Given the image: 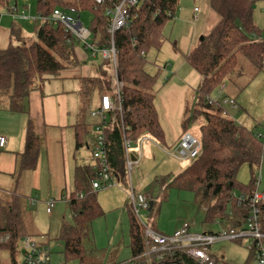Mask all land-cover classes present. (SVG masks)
<instances>
[{
  "label": "trees",
  "instance_id": "16d2710c",
  "mask_svg": "<svg viewBox=\"0 0 264 264\" xmlns=\"http://www.w3.org/2000/svg\"><path fill=\"white\" fill-rule=\"evenodd\" d=\"M23 1L0 0V9L27 7L22 5ZM121 1L105 0L103 5H99L96 0H36V14L48 17L57 9H75L80 14L90 13L92 19L88 29L91 40L99 48L107 49L111 46L107 11ZM260 1L263 0H211V7L220 21L209 36L203 37V42L200 40L187 58V63L203 78L200 98L205 110L215 109L209 106L207 97L214 96L220 85H227L239 78L244 68L255 69L257 75L263 72L264 41L251 39V36L262 37V32L253 20L255 6ZM180 2L181 0H140L130 10L127 27L115 35L118 74L125 84L122 92L123 113L108 114L105 151L110 167L121 179L125 176L124 138L136 145L146 134L159 141L164 139L153 94L158 75L152 76L146 69L149 54L152 51L160 52L165 44L164 29L177 17ZM35 30L37 40L28 43L29 35L23 33L22 28H16L12 22L11 45L0 50V97H9L10 104L6 108L10 112L28 113L25 101L32 92L43 89L52 78L81 65L77 54L81 46L73 35L66 32L64 26L38 21L35 23ZM145 54L146 57H143ZM246 61L249 65L243 64ZM110 65L109 61H102V65L98 66L101 76L96 80L87 79L85 84L92 85L88 94L95 87L101 95L111 90L105 82L106 79L109 80ZM213 113H194L195 119L198 116L205 118L201 127V155L169 186L178 191L193 193L197 201L206 207V223L222 221L238 226L248 209L245 206L237 207L232 195L233 192H238L250 200L258 192L260 180L256 171L260 169L264 158V139L258 138L256 133L243 124L227 120L222 116V109ZM95 125L96 123L90 126L82 122L76 126L77 152L88 147L91 149L88 138ZM187 131L188 127L184 129V133ZM40 147L41 140L30 120L24 151L18 155L19 172L37 170ZM245 164L251 169V180L247 186L237 179L240 168ZM96 179L97 175L91 165L78 166L75 170L73 191L67 196L73 222L64 225L61 236L64 264H100L87 255L84 247V240L90 236L92 223L104 215L97 200L98 192L92 190V182ZM80 195L83 197L80 198ZM7 196L8 194L0 191V249L9 252L11 264H18V257L22 253L21 242L28 234L19 198L15 195H11V198ZM262 215L264 218V206ZM129 224L131 261L135 264H149L145 258L148 251L145 229L132 208L129 209ZM6 237L8 239L4 240ZM151 258V264H198L194 258L178 249L157 253Z\"/></svg>",
  "mask_w": 264,
  "mask_h": 264
},
{
  "label": "rangeland",
  "instance_id": "374dc122",
  "mask_svg": "<svg viewBox=\"0 0 264 264\" xmlns=\"http://www.w3.org/2000/svg\"><path fill=\"white\" fill-rule=\"evenodd\" d=\"M22 5L31 7V13L27 14L28 17L37 18L36 0H24ZM91 19L92 14H81L82 23L87 28ZM253 20L262 32V37L251 36V39L264 41V0L255 6ZM219 21L220 17L211 7V0H181L177 17L173 22L168 23L164 29L165 44L160 52L152 51L148 58L147 72L152 76L158 75L153 94L155 95V105L164 132V139L159 141L152 135L145 136L149 138V141L143 146L144 158L141 163L136 164L131 182L135 194H146L155 204V209L152 212H142L143 221L150 226H157L162 232H171V235L184 225H190L192 232L198 234L211 230H213L212 232H219L229 228L227 225L206 223V207L197 201L195 195L191 192L178 191L169 186L192 163V161H181L175 156L184 129L188 127L193 136L202 142L201 127L205 123L204 116H198L196 119L194 117L195 112L204 110L200 98L203 78L187 63V58L192 49L199 45L201 38L209 36ZM20 27L23 33L29 35L28 43L37 40L35 25L31 21L20 22ZM11 29V19L3 17L0 21V50L11 45ZM12 43H16V41H12ZM242 61L245 60L242 59ZM98 62H101V58L92 59L89 64L95 65ZM243 64H248V62ZM100 73L101 70L98 69V77L101 76ZM96 79L93 78L92 80ZM59 82L66 88H70L71 84L78 81L70 78ZM105 82L111 87V90L106 91V94L112 95L115 92V78H113L110 68L109 80L106 79ZM45 86L48 87V84L46 83ZM57 86L58 84L53 82V88L56 89ZM84 86L87 90L83 88L81 93L69 94L71 98H74V106H79V113H82L84 117L87 116V122H91L88 112L99 107L101 93L95 87L88 94V89L92 85L87 83ZM226 86H228L226 96L236 101L235 108L227 107V111L234 117L235 121L242 123L244 127L256 134L264 133V69L257 75L255 69L244 68L240 77L233 82H228ZM53 88L51 89L53 90ZM9 104V97H0V111L8 107ZM73 113L76 114L75 107ZM1 118L2 114L0 113V123L2 122ZM2 125L4 124L2 123ZM25 130H27V126ZM13 131L16 134L17 128L15 127ZM44 144L45 142L41 149L44 161L38 180L36 181L34 176L26 178L27 186L22 189L23 194L20 191H5L3 193L8 194V198H11V195L19 198L26 233L41 239L53 248V264H64L61 236L64 225L66 223L72 224L73 215L69 210L68 202L63 200L69 195L68 191L66 190L62 196L59 195L60 193H53L55 189L51 184L52 180L47 164L48 156L58 155L55 154V148L60 149L59 143L46 140V151L43 149ZM97 144L98 140L92 136L90 137L91 149H81L77 159L81 160L82 165L85 162L94 161L91 151L95 149ZM18 146L19 150L24 148L21 135L17 139H13L11 148L16 151ZM133 148L136 150L138 146L134 144ZM49 150L52 152L47 155ZM3 151L11 153L9 149ZM70 160L73 163V159L70 158ZM256 174L260 180L258 192L264 194V158ZM237 179L242 185L247 186L250 183L251 169L248 164L240 168ZM97 192V200L104 211V215L92 223L90 236L84 240L87 255L100 264H135L131 261L132 251L129 232L131 188L128 179L125 177L117 187L106 188ZM35 197H37V202L31 203V199ZM50 200H55L57 204L52 213L48 214L46 202ZM147 250L145 258L151 264V257L154 254H149V247ZM212 254L218 264H254L246 249L245 240L241 242H218L212 247ZM0 264H11L10 254L7 250L0 249ZM18 264H23L22 253L18 257Z\"/></svg>",
  "mask_w": 264,
  "mask_h": 264
},
{
  "label": "built area",
  "instance_id": "2783aa9c",
  "mask_svg": "<svg viewBox=\"0 0 264 264\" xmlns=\"http://www.w3.org/2000/svg\"><path fill=\"white\" fill-rule=\"evenodd\" d=\"M97 4L103 5L105 0H96ZM140 0H122L121 3L107 11L110 18L108 33L111 37V46L107 49H101L91 40V32L85 27L81 20V14L75 9H57L50 16L37 18L28 17L31 13V7H12L11 9H0V21L3 17L10 18L16 28L20 27V22L31 21L35 25L40 21L49 23L54 26H64L67 33L75 38L76 42L85 50L88 58L95 60L101 58L102 61L111 63L110 69L115 78V92L102 94L100 106L89 111L91 119L96 122L94 126L95 137L98 144L92 152L95 163L92 170L96 173L97 179L92 182V190L100 191L102 189L117 187L118 184L126 177L129 181L131 192V208L140 224L145 229L146 246L150 248L149 254L163 253L171 250H181L188 256L194 258L198 264H216V258L211 253L212 247L221 241H246V249L251 255L254 264H264V218L262 207L264 206V194L256 192L249 200L244 194L233 192V200L237 207L245 206L248 213L244 219L238 222V226L227 224L226 222L217 221L216 224L227 225L229 228L219 232H204L201 234L192 232L190 225H184L173 235L167 236L156 232L153 226L146 224L142 219V212H150V198L146 194H135L132 189V173L136 164L142 162L144 158L143 146L149 141V138L143 135L138 141V148L134 150L131 140L124 138L125 153V173L124 178L116 175L109 165L106 149L105 125L109 120V113H123L122 92L125 84L120 80L117 66V51L115 47V35L121 29L127 27L130 10L139 4ZM197 12V9H195ZM262 41L261 39H258ZM146 57V54L143 55ZM95 67V66H93ZM98 68L95 67L97 72ZM98 73V72H97ZM97 78V77H95ZM227 86L220 85L214 96L207 97V103L212 110H204L214 114L215 110L222 109L223 116L229 120L241 125L235 121L234 117L227 111V107L235 108L236 101L226 96ZM258 138L264 139V133L257 134ZM7 139L0 135V148L5 147ZM202 152V142H199L190 131L184 133L179 141L175 156L181 161H196ZM69 196V195H68ZM83 195H80L82 198ZM64 201H69L67 197ZM37 202V199H31V203ZM57 202L50 200L46 202V210L51 214ZM6 237L4 240H7ZM23 264H53V248L44 243L35 236H25L21 242Z\"/></svg>",
  "mask_w": 264,
  "mask_h": 264
},
{
  "label": "crops",
  "instance_id": "0c3cea01",
  "mask_svg": "<svg viewBox=\"0 0 264 264\" xmlns=\"http://www.w3.org/2000/svg\"><path fill=\"white\" fill-rule=\"evenodd\" d=\"M77 54L81 61V65L63 72L57 78H52L51 81L47 83L48 87H46V85L43 87V89L37 90L30 94V96L25 101V108L28 110V113L10 112L6 107L0 111L2 114L0 135L6 137L7 139L5 147L0 148V191H20V193L23 194L22 189L27 186L26 178L28 179L29 177L34 176L36 181L38 180V177L42 172V164L44 161L41 149L43 143L45 142V147H43V149H45V151L47 150L46 140L58 142L60 147V149L55 148V154H58L57 156L50 155L47 157V164L49 166V173L52 180L51 184L55 189L53 193H60V196H62L66 190L69 194L72 193L76 168L78 166L85 165L92 166L95 163L94 161H88V163L85 162L82 165L81 160L77 159V157L80 156V151L77 152L76 148H74L76 126L82 122H85L87 125L91 126L96 122L91 119L89 112L88 115L91 122H87V116L84 117L82 113H79L80 108L79 106H74V98H71L69 93H81L83 88H85L84 84L86 79L92 80L93 78L98 77V71H95V67L98 68V66L102 65V60L95 65H90L89 61L91 59L88 58L87 53L82 47L77 50ZM70 78L78 81L71 84L70 88H66L65 85L59 82L61 80H67ZM53 82L58 84L56 89L53 88ZM51 88H53V90ZM98 105L100 106V104ZM74 107L76 108V114L73 113ZM30 120L35 126L38 137L43 141V143L41 141V147L39 151V164L37 170L35 171L19 172L18 168L20 160L18 155L24 151V148L19 150L18 146L15 151L13 148H11V144L13 139H17V137L21 135L24 141L23 147H25V128ZM2 123L4 125H2ZM15 127L17 128L16 134H14L13 131V129L15 130ZM92 136L95 137L93 129L88 138L89 142L90 137ZM4 149H9L11 153H5L3 151ZM87 150H90V148L88 147ZM51 152L52 151L49 150L47 155ZM70 158L73 159V163L71 162ZM35 198L37 199V197ZM154 209L155 204L152 211ZM153 228L160 234L167 236L171 235V232L160 231L157 226H153ZM212 231L213 230L210 232ZM216 264H218V262Z\"/></svg>",
  "mask_w": 264,
  "mask_h": 264
},
{
  "label": "water",
  "instance_id": "95a60500",
  "mask_svg": "<svg viewBox=\"0 0 264 264\" xmlns=\"http://www.w3.org/2000/svg\"><path fill=\"white\" fill-rule=\"evenodd\" d=\"M203 41H204V38L202 37L201 42H203ZM153 207H154V203L150 202V211H152Z\"/></svg>",
  "mask_w": 264,
  "mask_h": 264
}]
</instances>
